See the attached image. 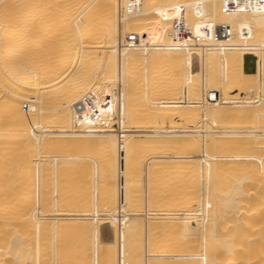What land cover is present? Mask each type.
<instances>
[{
    "label": "bare ground",
    "instance_id": "bare-ground-1",
    "mask_svg": "<svg viewBox=\"0 0 264 264\" xmlns=\"http://www.w3.org/2000/svg\"><path fill=\"white\" fill-rule=\"evenodd\" d=\"M235 1L246 4L250 0ZM128 2H134L133 11H126ZM223 3L224 0H177L166 5L164 0H0V264H21L24 259H31L33 264H89L86 262L90 259V264H141L142 248L145 264L147 257L158 258L156 264H171L174 259L181 264H264V0H256L255 9L225 12ZM186 8L199 14L207 12L208 22L229 12L232 13L226 16L233 19L237 16L233 13L238 11L244 14L243 32L236 40L218 43L194 40L181 31V26L201 21L181 17L178 13ZM247 11L255 14L256 22L250 26L247 24L252 17L246 19ZM169 31L172 36H168ZM129 34H136L140 43L129 45ZM185 39V47L171 45L172 41ZM150 65L152 71L157 67L156 74H160L155 80L156 88L146 79L151 82L149 85L147 81L148 88L155 89L150 92H157L155 99L145 89V80L142 82L148 78L142 77L143 71L151 69ZM82 95L100 103L96 120L81 118L73 111ZM213 95L215 99L210 101ZM152 99L158 113H153V105L149 107L153 108L151 113L145 114L150 109L146 111L142 105ZM192 122L196 126L175 127ZM152 138L169 141L155 159L162 166L156 173L173 166L168 171H175L185 160L192 162L194 171L199 170L192 172L197 174L195 184L205 178L204 196L210 201L211 191L214 202L212 197L218 193V199L225 197L229 214L226 218L238 214L235 219H220L212 209L220 221L212 217L214 213L204 217L205 212L204 218L198 217L201 222L195 220L198 215L190 222L186 219L189 224L185 227H189L184 228L188 232L183 233H187L184 236L189 244L184 254L172 249L177 247L176 241L169 238L184 239L179 238L182 232L178 235L184 217L176 222L178 233L175 227L169 228L175 230L167 237L163 227V231L159 228L161 224L152 225L161 231L155 234L151 224L156 221L139 222L137 213L127 214L130 207L129 211L122 208L128 199L129 182L139 180L134 179L139 169L144 167L146 172L153 165L148 154L140 150V141ZM178 150L186 154H178ZM80 156L83 167L76 160ZM141 156L147 157L143 167L145 157L141 162ZM185 162L183 168L179 164L178 171L185 169ZM158 163L150 172L159 170ZM58 166L67 172H83L93 186L88 193L102 205L98 208L93 200L88 199L95 207L84 201L78 230L63 234L67 240L72 237V244L65 243V249H54L56 218L52 213L60 203L59 191L53 193L57 190L56 179L48 195L46 190V182L51 183ZM200 169L204 171L203 178L199 176ZM146 178L145 184L150 182ZM65 182L70 187L71 182ZM84 193L85 197L87 192ZM114 199L117 214L111 212L114 202H110ZM160 202L158 205L164 206L162 199ZM147 203L148 208L151 204ZM86 204L90 208L92 205L93 211ZM217 204L220 208L221 202ZM224 210L221 213L225 218ZM71 213L65 209L64 220H75L69 217ZM48 236L54 239L53 248ZM154 237L158 238L157 244L152 241ZM153 242L159 245V253L154 256L146 253Z\"/></svg>",
    "mask_w": 264,
    "mask_h": 264
},
{
    "label": "rangeland",
    "instance_id": "rangeland-1",
    "mask_svg": "<svg viewBox=\"0 0 264 264\" xmlns=\"http://www.w3.org/2000/svg\"><path fill=\"white\" fill-rule=\"evenodd\" d=\"M174 1H177V0H164V4L166 3V4H172V2H174ZM182 1H190V2H192L193 0H182ZM165 4V5H166ZM262 4V6L261 7H263V4L264 3H261ZM262 11H263V13H264V9H262ZM232 12H229L228 13V15H227V13H225V16H216L215 17V19H214V21L212 22V21H210V22H208V21H205V19H207V17L208 16H206L205 14H207V12H203V13H201V14H199L198 12H196L195 10H193L192 8H186L185 10H183L182 12H179L178 14H180L181 15V17H183V18H185V19H187V21H192V20H199L200 19V21L201 22H199V23H189V24H183V26H181V31L182 32H184V33H187L188 35H191V37H192V39H194V40H204V41H209V42H215V43H218V42H221V41H226V40H236L237 38H236V36L238 35H240L241 36V34H242V32H243V28H242V24L244 23L243 22V19L241 18L242 16H244V14L241 16V14L240 13H238V11L237 12H234L233 14H234V16L237 14V16H235L234 18H236V19H229L227 16H229V14H231ZM204 14V15H203ZM179 15V16H180ZM208 15V14H207ZM223 15V14H222ZM227 15V16H226ZM245 15H246V19H248V18H251L250 20H248L249 22H248V26H250V24L251 25H253L255 22H256V20H254L253 21V16L255 15L254 13L252 14L251 13V11H247V13H245ZM206 17V18H205ZM227 17V18H226ZM204 20V21H203ZM153 65H155V63L153 64ZM153 65H152V67H153ZM146 67H147V65H146ZM145 67V68H146ZM151 69H149V68H147V70L149 69V72H151V74L150 73H148L147 72V70H145V71H143V74H145V75H143L142 77H147V75H148V78H145V79H143L142 80V82L145 80V83H144V85L146 84L147 85V81L148 80H151L152 81V83L151 82H149L148 81V84L149 85H153V82H154V85H153V87L154 88H156L155 87V82L157 81L156 79H157V77L160 75H158V74H156V73H158V70H157V67L156 68H154V69H156L155 71L153 70L152 71V67H151V65L149 66ZM155 67V66H154ZM151 70V71H150ZM185 70V69H184ZM144 72H146V73H148V74H146V73H144ZM153 72H155V74H154V76L156 77V78H154L153 77ZM184 73H186V70L185 71H183ZM151 75V76H150ZM157 75V76H156ZM216 75L219 77L218 79V81H220L221 80V76L218 74V71H216ZM149 76L150 77H152V79H150L149 78ZM146 79H148V80H146ZM156 80V81H155ZM151 83V84H150ZM149 85H147V88L145 87V89H151L152 91H153V87L151 88V87H149L148 88V86ZM143 88V87H142ZM144 89V88H143ZM155 90V89H154ZM148 92H150V90L148 91ZM153 92H155V91H153ZM154 94V93H153ZM152 94V92H150V95H153ZM155 95V94H154ZM156 95H157V92H156ZM156 95L153 97V96H151V98H153V99H155L156 98ZM151 100L150 102L152 103V105H150L151 103H144V105H142V106H144L143 107V109L144 110H148V109H150L149 107L150 106H153L154 105V111L155 112H153V110H152V112L153 113H155L156 114V112L158 111L157 110V106L155 107V105H156V102H155V104H154V100ZM6 100V102H8L7 101V99H5ZM153 101V102H152ZM181 104V103H180ZM132 105H134V104H132ZM138 105V104H137ZM136 105V106H137ZM177 106V108L178 109H181V107H179V106H181V105H179L178 103L176 104ZM179 105V106H178ZM135 106V105H134ZM134 106H132V108L134 107ZM135 106V107H136ZM147 107H148V109H147ZM156 108V109H155ZM164 108H167V107H164ZM163 108V109H164ZM136 109V108H135ZM151 109H153V108H151ZM151 109H150V111L149 112H145V114L146 113H151ZM134 110V109H133ZM143 110V111H144ZM160 110V109H159ZM135 111V110H134ZM158 113V112H157ZM154 115V114H153ZM193 123V122H192ZM185 124V125H181V124H176L175 125V127L176 128H178V129H184V128H186V127H188V126H191V127H194V126H196V123H193V124ZM197 124H199L198 126H200L201 124L198 122ZM177 125H179V126H177ZM181 125V126H180ZM184 126V127H183ZM183 127V128H182ZM137 143H139V141H135V144H137ZM140 150H141V152L142 153H145V154H148V155H146V156H148L149 157V160L151 161V162H153L152 164L154 165V163L156 164V163H158V162H156L155 161V159L158 157L157 155H159L160 153H162V146H164V145H168L169 144V141H164V140H160V139H157V138H152L151 140H149V141H143V142H141L140 141ZM186 150V148H184V151ZM180 151V152H179ZM183 150L181 151V150H178V154H186L187 153V151H185L184 152ZM181 152H183V153H181ZM177 154V155H178ZM73 157L72 158H74L75 157V155H72ZM142 158L140 159V161L142 162L143 160H144V157L143 156H141ZM147 157H145V160L143 161V165H142V167L144 166V164H145V162L147 161V159H146ZM76 160L78 161V163L80 164V166L81 167H83V159H82V157L80 156V157H77L76 158ZM185 161H187V160H185ZM185 161H183V162H179V164H180V167H181V165H182V167L181 168H183V164H184V162ZM151 162H150V164H151ZM188 162V161H187ZM187 162H185V169L187 170V167H188V170L186 171L185 169H183L184 170V172H183V170L182 169H180L179 171H178V169L180 168L179 167V164H178V168H177V170H175V171H168L169 169H171V168H173V167H171V168H169L168 170H167V168L166 169H164L163 168V170H167V171H164L165 172V174H163V170L161 171V173L159 174V173H156V172H158V171H160V167H162L161 166V164H160V162L158 163V164H160V166L158 167L159 168V170H157V171H155L154 169L158 166L157 164V166H155L154 165V167H153V165H150L151 167L149 168H147V170L150 172L151 170V168H154V169H152V171L154 170L155 172H150V173H152L153 175H156V176H153V175H151L148 171H146V172H148L147 173V176H145L146 175V172H145V170H144V167L143 168H141L142 169V172L140 171L141 169H139L138 171H137V174H135L136 176H135V180L136 179H139L140 180V182H139V180H136V181H134V182H129V185L128 186H130L129 188H132L131 190H129V188H128V191H127V202L129 203V201H130V203H129V205H128V203L126 202V207L125 206H123L122 205V208H125L126 209V211H129V207H130V209L132 210V212H131V210L129 211V212H127V214H131V215H135L136 213L138 214V215H136L137 217H136V219H138V221L139 222H144V221H147V220H149V223H154V221H156L154 224H151V226L152 225H156L157 226V224H161L160 225V230L161 231H163V230H165V231H163L164 232V234H166L167 235V237H169V236H171V233H172V231H174L176 228H177V226L175 227V225H178L179 226V224L178 223H180L181 221H182V217H184L183 218V221L184 222H182V223H180V226H182V224L184 225L183 226V228H181L180 226H179V234L178 235H180L181 233L180 232H182V234L183 235H180L179 236V238L181 237V238H184V239H182V241H181V239H178L177 238V236H173V237H176V238H173L172 236L171 237H169L170 239L172 238L174 241H176V246L177 247H175V248H172V249H174L175 251H176V253H177V251L178 252H180L181 254H184L186 251H187V245L189 244L188 242H187V240L185 239V237L186 238H188L187 236H184V235H186V234H184L185 232H188L187 230V228L189 227L188 225V227L186 226L185 227V224L186 223H188L189 224V222L190 221H192L196 216L195 215H198L197 216V219H195V220H198V217H202V218H204V217H206V216H211V213H216L218 216H219V218L221 217L222 219H235V217L238 215V214H236V216L234 217V214H233V216L232 217H230V218H226V217H228V215L229 214H227V210H226V203H224V201H225V197H221V196H219V199H218V196H217V194L216 195H213V197L212 198H214V202H213V200L211 201V191L209 192L210 194H208L207 196L209 197V199H210V201L208 200V198H206L204 195H205V193H203L204 192V188L202 189V187L204 186L203 184L205 183V181H204V179L202 180L201 179V181H199V180H197V181H199L200 183H201V185H200V183L199 184H197L198 185V189L195 187V183H198V182H196V175L197 174H195V173H192V172H197V173H199L198 171H194V169H193V167L190 165L192 162H190V163H187ZM148 163V162H147ZM187 163V164H186ZM177 164H176V166H177ZM192 167L191 169H193V171L189 168V165ZM188 165V166H187ZM58 170H56V172L54 173V175L52 176V178L50 179L51 180V183H49L50 181L48 180H46L47 182H46V186L48 187L46 190H47V195L49 194L48 193V191L49 192H51L52 191V189H51V184L53 183V182H55V179H56V182L54 183V187H57V190H54V192L53 193H58V191H59V195H60V199L59 198H57L58 199V201H60V203L58 204V206L56 207V209H53V213L52 214H54V215H52L54 218H56V224H55V229H56V238H55V242H57L56 243V245H54L55 244V242L51 239V236H48V241L49 240H51L52 242L50 243V246L53 248V245L55 246L54 247V249L57 247H59V248H64L65 249V247L67 246H65V243L66 244H72V241H71V239H72V237L70 236H68V240H67V238H66V241H65V238L63 237V234L65 235V234H68V233H74L75 232V230H78V225L80 224V216H82L81 215V211H82V209H83V206L85 205V202H87V203H89L90 202V204H92L91 203V201L93 200V197L91 196V194L90 193H88V191H90L91 189H92V185L90 184V181L88 182V180H87V177L85 176V175H83V172H81L80 174H78V173H76L74 170H71V171H69V172H67V171H64V170H61L60 169V167L58 166ZM63 168V167H62ZM157 168V169H158ZM175 168V169H176ZM89 169H90V167H89ZM88 169V170H89ZM189 169H190V171H189ZM61 170V171H60ZM201 171H200V174H199V176H200V178L202 177H204L203 176V170L202 169H200ZM138 172H140V173H138ZM167 172V173H166ZM182 172V173H181ZM191 172V173H190ZM154 173H156V174H154ZM170 173H172V174H170ZM179 173V174H178ZM172 176V177H170V175ZM181 174V176H179ZM194 174H195V176H194ZM138 175V176H137ZM163 175V176H162ZM191 175V176H190ZM151 176V177H150ZM186 176V177H185ZM199 176H197V178H199ZM147 177V178H146ZM155 178V179H153V178ZM158 177L160 178V179H158ZM166 177V178H165ZM170 177V178H169ZM178 177V178H177ZM89 178H90V176H89ZM140 178H142V179H140ZM145 178L148 180V181H150V182H147L146 184L144 183V180H145ZM149 178H151V179H149ZM156 178L158 179L157 181H156ZM184 178H186V180L184 179ZM195 178V179H194ZM133 179V178H132ZM164 179V180H163ZM182 180L181 182H178V180ZM188 179V180H187ZM192 179H193V182H192ZM141 180H143V182L141 181ZM169 180H171V181H169ZM65 181H70L71 182V185H70V187H71V189H70V187L69 186H67V184H66V182ZM133 181V180H132ZM158 182V184L156 183V182ZM165 181V182H164ZM184 181V185H183V187H182V182ZM188 181H189V183L190 184H188ZM185 182H187V183H185ZM204 182V183H203ZM212 182V181H211ZM211 182H209V184L211 183ZM162 185H161V184ZM168 183V184H167ZM176 183V184H175ZM213 183V182H212ZM47 184H49V185H47ZM135 186H134V185ZM137 184V185H136ZM141 184H142V186H141ZM153 184V185H152ZM155 184V185H154ZM179 186H178V185ZM188 184V185H187ZM148 185V186H147ZM149 185H150V187H149ZM175 185H177V186H174ZM196 185V186H197ZM210 185H212V184H210ZM50 186V187H49ZM139 186V187H138ZM154 186V187H153ZM157 186V187H156ZM161 186V187H160ZM170 186V187H169ZM216 186H217V183H216ZM135 187V188H134ZM140 188V189H138V188ZM146 187V188H145ZM149 187V188H148ZM160 187V188H159ZM178 187V188H177ZM193 187V188H192ZM213 188L215 187V185L214 186H212ZM154 188V189H153ZM172 188V189H171ZM217 188V187H216ZM54 189H56V188H54ZM81 189V190H80ZM133 189L134 190H136L137 191V189H138V192L136 193V191H134V193H133ZM145 189H149L148 191L147 190H145ZM175 189V190H174ZM183 189V190H182ZM188 189V193H187V190ZM212 189V188H211ZM211 189H209V190H211ZM215 189V188H214ZM218 189V188H217ZM71 190V191H70ZM143 190V191H142ZM154 190V191H153ZM168 190H170V191H168ZM172 190V191H171ZM70 191V192H69ZM131 191V192H130ZM140 191V192H139ZM156 191V192H155ZM166 191H168V192H166ZM178 191V192H177ZM196 191V192H195ZM197 191H199V192H197ZM80 192V193H79ZM84 192H87L86 193V195L88 194V196L89 197H87L86 195H85V197H87V199L84 197V195L83 194H85ZM91 192V191H90ZM130 192V193H129ZM143 192V193H142ZM145 192H148L147 194H146V197H145ZM161 192V193H160ZM170 192H172V193H170ZM174 192V193H173ZM152 193H155V194H152ZM157 193V194H156ZM130 194H132V195H130ZM143 195V196H141V195ZM170 194V195H169ZM175 194H177V195H175ZM179 194V195H178ZM187 194V195H186ZM200 194V195H199ZM207 194V193H206ZM214 194V193H213ZM70 195V196H69ZM82 195H83V197H82ZM133 195H135V197H131V196H133ZM138 195H139V197H138ZM148 195H150V197L148 196ZM153 195V199H154V201H158L159 202V204L161 203L160 202V200L162 199V203L164 204V206H160V205H158V202H154L153 200H151L152 199V196ZM155 195V196H154ZM191 195V196H190ZM196 195H198V196H195ZM201 195H203V198L205 199L206 198V200L207 201H203V198H202V196ZM211 195V196H210ZM90 196H91V198H90ZM167 196V197H166ZM173 196H175V197H173ZM183 196V197H182ZM190 196V197H189ZM216 196V197H215ZM136 197H138L137 199H136ZM161 197V198H160ZM167 199H165V198ZM171 197V198H170ZM178 197H179V199H178ZM197 197L199 198V200L197 199ZM200 197H201V199H200ZM83 198V199H82ZM142 198V199H141ZM146 198V199H145ZM148 198H149V200H148ZM155 198H157V200L155 199ZM158 198H160V200H158ZM170 198V199H169ZM175 198V199H174ZM222 198V200H220ZM88 199H91V201H89ZM131 199V200H130ZM133 199H135V200H133ZM165 201H164V200ZM171 199H172V201H171ZM174 199V200H173ZM182 199V200H181ZM215 199H217L216 200V203H217V201H219V202H221V206H220V208L218 207V204L216 205V203H215ZM188 200H189V202H188ZM85 201V202H84ZM96 201V200H95ZM140 201V202H139ZM143 201V202H142ZM174 201V202H173ZM177 201V202H176ZM181 201V203H179ZM222 201H223V203H222ZM92 202H94V200L92 201ZM114 202V203H113ZM146 202V203H145ZM147 202H150V207L152 206V204H154L151 208L150 207H148L147 208V206L149 205ZM152 202V203H151ZM167 202V203H166ZM210 202V203H209ZM213 202V204H211ZM95 203V205H97V207L99 208V206L98 205H101L100 204V201L98 202V204H96L97 203V201L96 202H94ZM110 203H113V204H111V212H113V213H115L117 210H118V205H117V200H115L114 199V201H112V202H110ZM139 205H138V204ZM166 203V204H165ZM173 203H174V205H173ZM185 203V204H184ZM190 203H192V204H190ZM215 203V204H214ZM83 204V205H82ZM130 204H132V205H130ZM141 204V205H140ZM148 204V205H147ZM169 204H171V205H169ZM204 204V205H203ZM82 205V206H81ZM87 205V204H86ZM89 205V204H88ZM87 205V207H89ZM93 205V204H92ZM92 205H91V208H92ZM136 205V206H135ZM145 205H147L146 207H145ZM162 205V204H161ZM185 205V206H184ZM195 205V206H194ZM212 205H214V208H211V206ZM215 205L218 207L217 209L215 208ZM94 206V205H93ZM102 206V205H101ZM100 206V207H101ZM116 206V207H115ZM157 207L156 209H155V207ZM166 206H167V208H166ZM172 206H174V208H171ZM176 206V207H175ZM193 208H192V207ZM200 206V207H199ZM224 206H225V210H224ZM95 207V206H94ZM132 207V208H131ZM140 207V208H139ZM154 207V208H153ZM186 207V208H185ZM197 207V208H196ZM208 207V208H207ZM213 207V206H212ZM90 208V207H89ZM91 208L89 209L90 211H93V210H91ZM98 208L96 209V210H98ZM113 208H114V210H113ZM146 208H147V211H146ZM161 209V210H159V209ZM188 208V209H187ZM195 208V209H194ZM199 208V209H198ZM208 209L209 211L210 210H212L213 209V211L214 212H212V211H207L206 209ZM211 208V209H210ZM65 209H69L70 211H72V213L69 215V217H76V219L75 220H73V219H70V221L69 222H67V220H64V218L66 217V215L64 214V210ZM92 209H94V208H92ZM101 209V208H100ZM140 209H142V210H140ZM155 209V210H154ZM172 209V210H171ZM181 209H183V210H181ZM189 209H192V210H189ZM202 209H203V211H202ZM221 209H223L224 211H222L223 213L224 212H226V213H224L225 214V218H224V215L222 216V213H221ZM137 210V211H136ZM171 210V211H170ZM176 210V212H174ZM187 210V211H186ZM206 210V211H205ZM220 210V211H219ZM230 210V209H229ZM160 211H161V213H160ZM179 211V212H178ZM184 211V212H183ZM198 211H201V212H198ZM231 211H234V209L232 210L231 209ZM230 211V212H231ZM57 212V213H56ZM75 212H77L76 214H75ZM118 212V211H117ZM117 212L115 213V214H117ZM131 212V213H130ZM134 212V213H133ZM147 213V215H146V217H145V214ZM159 212V213H158ZM191 212V213H190ZM200 213V214H197V213ZM205 212V214H203V216H202V213H204ZM207 212H209V215H207ZM229 212V213H230ZM89 213H91V212H89ZM167 213H169V215H167ZM188 215H187V214ZM215 213L213 214V218H215L216 219V222H218V221H220V220H217V218H218V216L217 215H215ZM234 213H236V212H234ZM139 214H141L140 215V217H139ZM143 214V215H142ZM190 214H191V216H190ZM149 215H151V216H149ZM170 215H171V217H170ZM172 215H177V219H176V217L175 216H173L174 217V219L175 220H179L180 219V221H175L174 219H173V217H172ZM183 215V216H182ZM187 215V216H186ZM214 215L217 217H214ZM231 215V214H230ZM142 216V217H141ZM158 216L160 217V218H158ZM168 216V217H167ZM186 216V217H185ZM189 216H190V218H189ZM79 217V219L77 220V218ZM139 217V218H138ZM234 217V218H233ZM164 218V219H163ZM168 218H169V220L171 219V221H169L168 220ZM193 218V219H192ZM218 218V219H219ZM220 218V219H221ZM140 219V220H139ZM147 219V220H146ZM160 219V220H159ZM189 221H187V220ZM205 219H207V218H205ZM204 219V220H205ZM208 219H211L210 217L208 218ZM142 220V221H141ZM151 220V221H150ZM201 220L202 219H200L199 218V220H198V222L200 221L201 222ZM162 221V222H161ZM187 221V222H186ZM67 222V227H65V223ZM164 222V223H163ZM175 222V223H174ZM176 222H178L177 224H176ZM205 222H208V220H205ZM168 223H170L171 225L170 226H168L167 224ZM174 223V224H173ZM114 224L116 225V222L114 221ZM173 226V227H172ZM116 227V226H115ZM114 227V228H115ZM153 227V226H152ZM156 228V227H153L152 228V230L154 231V233L156 232V233H158L160 230H159V228ZM162 227H163V230H162ZM175 227V229L173 230V229H170L169 230V228H174ZM187 229H185V228ZM180 228L181 229H183L182 231H180ZM237 228H238V226H237ZM157 231H156V230ZM186 231H185V230ZM236 230V229H235ZM160 231V232H161ZM169 231H170V233H169ZM183 231H184V233H183ZM162 232V233H163ZM176 232H177V229H176ZM177 232V233H178ZM155 233V234H156ZM175 233V232H174ZM177 233H175V234H177ZM159 234V233H158ZM168 234H169V236H168ZM182 236H184V237H182ZM50 237V238H49ZM53 238V237H52ZM62 238H64V239H62ZM167 239V241H169L170 239ZM156 237H154V240L152 239V241H155L156 242V240H158V238L156 239ZM178 240V241H177ZM185 240V241H184ZM61 241H63L64 243H62ZM69 241V242H68ZM182 243H181V242ZM155 242H153L154 243V245H153V243H152V245L150 246V248H147V251H149V252H147L146 251V253H148V254H152L153 253V256L155 255V254H158L159 253V249L157 250V247L159 246H157L156 244H157V242H156V244H155ZM177 242H178V244H177ZM186 242V243H185ZM169 243V242H168ZM180 243V244H179ZM53 244V245H52ZM173 245H174V243H172ZM185 244V245H184ZM187 244V245H186ZM58 245V246H57ZM181 245V246H180ZM49 246V245H48ZM74 246V245H73ZM117 246V245H116ZM157 246V247H156ZM76 247V246H75ZM174 247V246H173ZM180 247H181V250H180ZM48 248H50V247H48ZM52 248H50V250L52 249ZM154 248V250H152V249ZM184 249H186V251H184V253H182L183 252V250ZM157 250V251H156ZM49 251V250H48ZM154 251V252H153ZM117 252V251H116ZM143 252V253H142ZM156 252V253H155ZM158 252V253H157ZM178 254V253H177ZM139 256L142 258V261H141V264H145V260H144V258H145V248H142L140 251H139ZM150 256V255H149ZM51 258V257H50ZM148 258V260L146 259V263L147 264H150L151 262H150V258H151V261H152V263H154V264H156V263H158L156 260H158V258H156V260L155 259H153V257H147ZM180 257H178V260H180V261H182V259L180 258ZM90 259V258H89ZM88 259V260H89ZM177 259V258H176ZM49 260H51V259H49ZM185 260V262H188V260H186V258L184 259ZM183 260V261H184ZM90 261H91V259L89 260V262H86V263H89L90 264ZM150 262V263H148V262ZM156 261V262H155ZM174 261V262H173ZM172 262L173 263H171V264H181V263H177V262H179V261H177V260H173ZM177 261V262H176ZM52 262H49V264H51ZM151 263V264H152ZM160 263H161V260H160ZM21 264H33V263H31V259H29V260H23L22 262H21ZM183 264H185V263H183ZM187 264V263H186Z\"/></svg>",
    "mask_w": 264,
    "mask_h": 264
},
{
    "label": "built area",
    "instance_id": "built-area-1",
    "mask_svg": "<svg viewBox=\"0 0 264 264\" xmlns=\"http://www.w3.org/2000/svg\"><path fill=\"white\" fill-rule=\"evenodd\" d=\"M256 8V0H250L246 4H240L235 0H224L222 9L223 12L230 11V10H238V9H255ZM127 12L133 11L135 9L134 2H128L125 6ZM168 36H172V33L169 31ZM126 41L129 45H138L139 38L136 34H129L126 38ZM172 46L177 47H185L187 45V39L180 40V41H172ZM210 101L215 99L214 95L209 96L208 98ZM100 103L93 99L90 96L82 95L73 105V111L76 113L77 116L81 118H88L91 120H96L100 115Z\"/></svg>",
    "mask_w": 264,
    "mask_h": 264
}]
</instances>
